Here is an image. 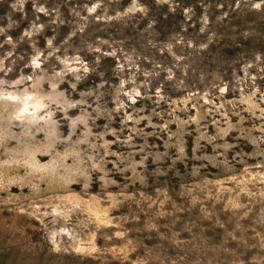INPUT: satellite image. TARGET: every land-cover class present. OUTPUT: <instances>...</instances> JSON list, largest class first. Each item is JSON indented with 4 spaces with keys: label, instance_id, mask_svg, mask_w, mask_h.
<instances>
[{
    "label": "rangeland",
    "instance_id": "374dc122",
    "mask_svg": "<svg viewBox=\"0 0 264 264\" xmlns=\"http://www.w3.org/2000/svg\"><path fill=\"white\" fill-rule=\"evenodd\" d=\"M0 264H264V0H0Z\"/></svg>",
    "mask_w": 264,
    "mask_h": 264
}]
</instances>
